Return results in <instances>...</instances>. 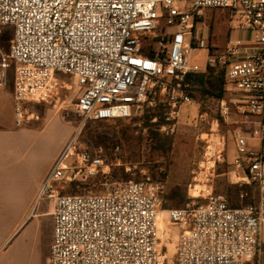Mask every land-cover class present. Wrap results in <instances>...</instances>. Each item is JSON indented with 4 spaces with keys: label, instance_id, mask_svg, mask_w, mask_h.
Wrapping results in <instances>:
<instances>
[{
    "label": "built area",
    "instance_id": "2783aa9c",
    "mask_svg": "<svg viewBox=\"0 0 264 264\" xmlns=\"http://www.w3.org/2000/svg\"><path fill=\"white\" fill-rule=\"evenodd\" d=\"M206 10H226L239 22L230 27L223 51L211 45ZM162 22L166 29L156 34ZM0 26L14 27L10 55L0 49V87L13 63L17 127L31 118L30 103L58 95L61 76H71L80 93L79 130L40 186L31 216L41 202L53 201L49 264H161V217L181 229L176 264L256 263L264 225V150L250 141L264 145V0H0ZM149 47L153 57L144 55ZM201 50L205 67L191 56ZM209 67L224 72V97L215 121L208 113L193 120L210 129L202 139L203 164L210 167L201 168L212 176L223 163L227 136L218 126H231L234 165L247 170L257 203L234 208L211 191L205 203L163 209L162 186L149 178L115 183L101 194H62V183L93 179L109 167L100 152L78 143L88 122L127 119L165 103L159 129L172 135L183 107L200 106L188 75Z\"/></svg>",
    "mask_w": 264,
    "mask_h": 264
},
{
    "label": "rangeland",
    "instance_id": "374dc122",
    "mask_svg": "<svg viewBox=\"0 0 264 264\" xmlns=\"http://www.w3.org/2000/svg\"><path fill=\"white\" fill-rule=\"evenodd\" d=\"M206 22L209 24L210 41L218 46H223L227 41L229 27L239 24L236 18H231L226 10H206ZM213 18V20H212ZM212 24V25H211ZM166 29L162 22L156 34ZM155 34V33H153ZM14 36L13 26H0V49L10 55V49ZM200 66H206V52L197 51L191 55ZM58 95L54 94L48 103H30L28 114L31 118L21 127H17L14 120L12 95L14 89V65L7 70V79L3 87H0V119L9 121L13 119L14 129L40 133V130L48 128L44 132L47 141L45 147L40 146L38 139L31 142L30 158L34 159L41 167L50 166V157L56 154L62 141L67 137L63 147L78 132L80 119L75 113V103L79 96L75 80L71 76H61ZM207 87L214 94L219 93V81L216 73H210L207 77ZM212 108L218 107V99L211 98ZM153 110L142 107L131 118L90 121L82 129L78 136V143L92 151L100 152L109 166L101 171L95 178L81 180L80 185L62 183V194H101L112 189L115 183L127 180L142 181L150 179L159 182L162 186L163 209H180L188 205L202 204L206 202L209 192L224 194L225 189H210L206 186L207 179L212 180L211 173L205 172L210 164H203L205 153V141L199 139L197 134L186 129L171 137L172 150L164 153L160 148L163 142L159 127L155 125L158 118L152 117ZM154 119H157L155 122ZM226 132L228 129H225ZM232 130V129H231ZM37 135V134H35ZM167 136V135H164ZM170 137V136H167ZM30 142V143H31ZM60 150L63 151V148ZM234 148L232 136L227 135V151ZM227 171V164L219 169V174ZM218 172L214 173L217 177ZM224 185H229L227 177L222 178ZM230 186V185H229ZM45 205L53 209V201L46 199ZM34 202L28 209V215L19 223L16 230L26 228L34 220H41L40 233H45L48 249L53 233V220L51 216L39 217L38 211L32 216ZM181 229L170 224L166 219H159L160 248L163 262L161 264H176V252ZM44 250V247H43Z\"/></svg>",
    "mask_w": 264,
    "mask_h": 264
},
{
    "label": "crops",
    "instance_id": "0c3cea01",
    "mask_svg": "<svg viewBox=\"0 0 264 264\" xmlns=\"http://www.w3.org/2000/svg\"><path fill=\"white\" fill-rule=\"evenodd\" d=\"M229 33L230 27L227 33V41L223 46L212 43V47L223 51L227 46ZM211 98L208 97L203 106L200 104V106L189 105L183 107L176 132L169 136L173 137L185 133L186 129L197 134V137L201 140L207 136L210 131L207 123L198 128L193 124V120L202 113L209 114V122L215 121L219 117L218 107L215 110L212 108ZM232 118L243 120L237 115H233ZM212 125L214 126L215 123ZM218 128L221 134L231 136V126L220 122ZM47 129L40 130V133L15 130L13 119H9V121L0 119V264H49L53 233L48 249L45 233H40L41 220H34L26 228L16 230L17 225L24 221L28 215L30 205L35 201L40 186L52 170L54 162L61 153L60 150L67 139L66 137L62 141L58 152L50 157V166L41 167L34 159H31L32 157L30 158L31 151L29 149L35 143L31 142L34 139H38L40 146H46L47 141L43 135ZM225 129H228L227 132ZM250 146L256 150H264V145L255 140L250 141ZM235 157L236 145L234 142V148L232 150L230 148L229 152L226 150L223 163L216 167V172H218L222 165L227 164V171L222 174L218 172L217 177H214L213 174L212 180H206V186L212 190L225 189L224 194H220L225 195L234 208L245 204V201L243 202L240 199L242 193L246 194L248 202L255 204L258 199V190L251 183L247 170L234 165ZM224 176L227 177L230 186L224 185L225 182L222 183ZM44 202L45 200L39 206V217L51 216L53 220L54 205L52 211H50V206L45 205ZM251 264H264V225L260 234V255L256 263Z\"/></svg>",
    "mask_w": 264,
    "mask_h": 264
},
{
    "label": "trees",
    "instance_id": "16d2710c",
    "mask_svg": "<svg viewBox=\"0 0 264 264\" xmlns=\"http://www.w3.org/2000/svg\"><path fill=\"white\" fill-rule=\"evenodd\" d=\"M145 56L153 57L154 51L152 47H149L148 49H145L144 51ZM210 73H216V76L219 81V93L217 95H214L207 87V77ZM187 80L192 85V90L190 91L191 95L203 106L209 97L217 98L218 100L222 99L224 97V72L222 70H218L215 67H209L208 70L205 73H199V74H190L187 77ZM166 110L165 103H160L157 109L153 110L154 113L149 118L157 117L158 121L155 123L157 127L162 125L164 123V112ZM163 138V142L160 145V148L164 153H169L172 150L173 146V140L171 137H167L164 135H161ZM128 181V180H127ZM82 183H72V185H80ZM245 204H251L250 202L245 200ZM177 256V252H176Z\"/></svg>",
    "mask_w": 264,
    "mask_h": 264
}]
</instances>
